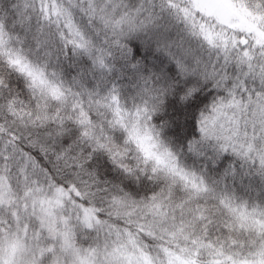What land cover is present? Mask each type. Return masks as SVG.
I'll return each mask as SVG.
<instances>
[{
    "label": "snow or ice",
    "instance_id": "snow-or-ice-1",
    "mask_svg": "<svg viewBox=\"0 0 264 264\" xmlns=\"http://www.w3.org/2000/svg\"><path fill=\"white\" fill-rule=\"evenodd\" d=\"M0 264H264V0H0Z\"/></svg>",
    "mask_w": 264,
    "mask_h": 264
}]
</instances>
